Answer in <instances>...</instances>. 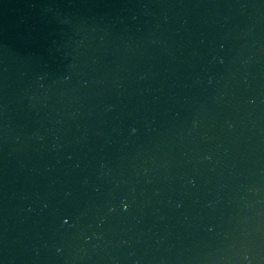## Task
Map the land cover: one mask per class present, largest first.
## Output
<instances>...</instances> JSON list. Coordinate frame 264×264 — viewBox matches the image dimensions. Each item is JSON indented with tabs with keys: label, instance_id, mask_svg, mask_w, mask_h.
Masks as SVG:
<instances>
[{
	"label": "water",
	"instance_id": "obj_1",
	"mask_svg": "<svg viewBox=\"0 0 264 264\" xmlns=\"http://www.w3.org/2000/svg\"><path fill=\"white\" fill-rule=\"evenodd\" d=\"M0 264H264V0L1 39Z\"/></svg>",
	"mask_w": 264,
	"mask_h": 264
}]
</instances>
